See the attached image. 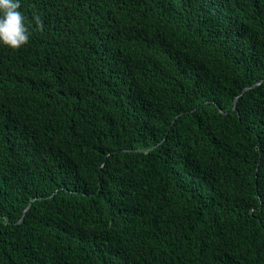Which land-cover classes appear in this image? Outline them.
<instances>
[{"label": "trees", "instance_id": "obj_1", "mask_svg": "<svg viewBox=\"0 0 264 264\" xmlns=\"http://www.w3.org/2000/svg\"><path fill=\"white\" fill-rule=\"evenodd\" d=\"M20 4L0 264H264V0Z\"/></svg>", "mask_w": 264, "mask_h": 264}, {"label": "clouds", "instance_id": "obj_2", "mask_svg": "<svg viewBox=\"0 0 264 264\" xmlns=\"http://www.w3.org/2000/svg\"><path fill=\"white\" fill-rule=\"evenodd\" d=\"M20 8V0H0V42L13 50L24 47L30 40L29 29ZM34 19L42 29L39 16Z\"/></svg>", "mask_w": 264, "mask_h": 264}, {"label": "water", "instance_id": "obj_3", "mask_svg": "<svg viewBox=\"0 0 264 264\" xmlns=\"http://www.w3.org/2000/svg\"><path fill=\"white\" fill-rule=\"evenodd\" d=\"M261 81H262V80H261ZM261 81L255 82V83H253L252 85L243 88V89L240 91L239 95H237L236 98H235V101H234V108L237 106V102H238V99H239L240 95H242V94H243V93H244L249 87L256 86V85H258L259 83H261ZM121 150L124 151V150H128V149H121Z\"/></svg>", "mask_w": 264, "mask_h": 264}]
</instances>
